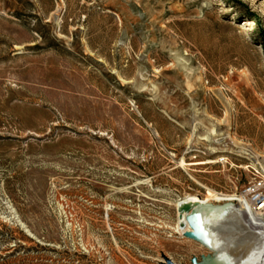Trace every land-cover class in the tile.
Returning <instances> with one entry per match:
<instances>
[{
  "label": "rangeland",
  "instance_id": "374dc122",
  "mask_svg": "<svg viewBox=\"0 0 264 264\" xmlns=\"http://www.w3.org/2000/svg\"><path fill=\"white\" fill-rule=\"evenodd\" d=\"M208 192L264 195V0H0V264H191Z\"/></svg>",
  "mask_w": 264,
  "mask_h": 264
},
{
  "label": "bare ground",
  "instance_id": "6f19581e",
  "mask_svg": "<svg viewBox=\"0 0 264 264\" xmlns=\"http://www.w3.org/2000/svg\"><path fill=\"white\" fill-rule=\"evenodd\" d=\"M207 198L226 202L220 207L222 210L215 220L217 225L222 224L220 231L223 243L218 264H264V213L250 209L244 196H221L208 192ZM188 201L208 204V199L192 198ZM187 230V227L179 228L178 232L183 237Z\"/></svg>",
  "mask_w": 264,
  "mask_h": 264
},
{
  "label": "water",
  "instance_id": "95a60500",
  "mask_svg": "<svg viewBox=\"0 0 264 264\" xmlns=\"http://www.w3.org/2000/svg\"><path fill=\"white\" fill-rule=\"evenodd\" d=\"M221 206L216 204H202L193 201L183 200L178 203V226L183 229L188 228L183 233V237L188 239L208 253L193 257L191 264H218V254L221 249L222 232L221 223H215L216 216L221 212ZM162 264H174L170 259L163 257Z\"/></svg>",
  "mask_w": 264,
  "mask_h": 264
},
{
  "label": "built area",
  "instance_id": "2783aa9c",
  "mask_svg": "<svg viewBox=\"0 0 264 264\" xmlns=\"http://www.w3.org/2000/svg\"><path fill=\"white\" fill-rule=\"evenodd\" d=\"M248 202H249L250 209L264 213V195L263 194L251 195V197L248 199Z\"/></svg>",
  "mask_w": 264,
  "mask_h": 264
}]
</instances>
